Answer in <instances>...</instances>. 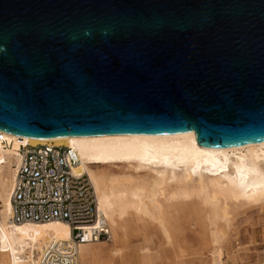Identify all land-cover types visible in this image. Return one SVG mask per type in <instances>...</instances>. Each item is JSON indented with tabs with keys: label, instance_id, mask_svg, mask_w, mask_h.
Listing matches in <instances>:
<instances>
[{
	"label": "water",
	"instance_id": "1",
	"mask_svg": "<svg viewBox=\"0 0 264 264\" xmlns=\"http://www.w3.org/2000/svg\"><path fill=\"white\" fill-rule=\"evenodd\" d=\"M0 130L264 142V0H0Z\"/></svg>",
	"mask_w": 264,
	"mask_h": 264
},
{
	"label": "bare ground",
	"instance_id": "2",
	"mask_svg": "<svg viewBox=\"0 0 264 264\" xmlns=\"http://www.w3.org/2000/svg\"><path fill=\"white\" fill-rule=\"evenodd\" d=\"M46 143L78 150L81 161L74 170L92 179L114 239L144 218L176 244L186 216L208 236L217 255L211 263L218 264L236 215L248 206L264 208V142L210 149L198 144L195 132L40 139L0 130V264H40L51 240L71 237L65 221L11 220L21 149ZM95 243L79 245L80 257L96 254Z\"/></svg>",
	"mask_w": 264,
	"mask_h": 264
},
{
	"label": "built area",
	"instance_id": "3",
	"mask_svg": "<svg viewBox=\"0 0 264 264\" xmlns=\"http://www.w3.org/2000/svg\"><path fill=\"white\" fill-rule=\"evenodd\" d=\"M80 161L78 150L70 146L46 143L21 149L11 190V220L65 221L71 227L69 239L50 241L40 264H80L79 245L112 240L92 179L74 170Z\"/></svg>",
	"mask_w": 264,
	"mask_h": 264
},
{
	"label": "rangeland",
	"instance_id": "4",
	"mask_svg": "<svg viewBox=\"0 0 264 264\" xmlns=\"http://www.w3.org/2000/svg\"><path fill=\"white\" fill-rule=\"evenodd\" d=\"M260 207L248 206L236 215L228 230L231 232L224 245L223 262L218 264H264V208ZM192 221L186 216L180 218L181 231L176 240L179 244H172L155 221L140 218L137 223L132 222L125 236L120 234L112 238L114 241L96 242L94 247L99 251L87 258L80 257V264H212L217 258L214 247L201 227Z\"/></svg>",
	"mask_w": 264,
	"mask_h": 264
}]
</instances>
